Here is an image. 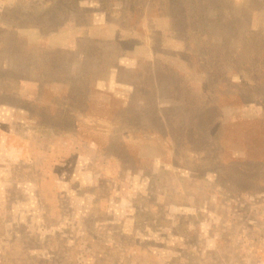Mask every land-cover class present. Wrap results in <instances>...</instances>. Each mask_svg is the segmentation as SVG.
I'll use <instances>...</instances> for the list:
<instances>
[{
    "label": "rangeland",
    "instance_id": "rangeland-1",
    "mask_svg": "<svg viewBox=\"0 0 264 264\" xmlns=\"http://www.w3.org/2000/svg\"><path fill=\"white\" fill-rule=\"evenodd\" d=\"M3 73L0 264H264V0H0Z\"/></svg>",
    "mask_w": 264,
    "mask_h": 264
},
{
    "label": "trees",
    "instance_id": "trees-1",
    "mask_svg": "<svg viewBox=\"0 0 264 264\" xmlns=\"http://www.w3.org/2000/svg\"><path fill=\"white\" fill-rule=\"evenodd\" d=\"M4 75V77H2L0 79V87H8V76L7 74H2ZM6 75V76H5ZM58 95H51V100L49 101V105H44L42 106L43 108H41L40 106L37 107L36 112H34L33 110H30V108L25 107L26 109H29V111H33V113L36 115V117L41 121V122H45L46 120L50 118L55 119V114L58 111L56 109L57 104H56V100L58 99ZM0 99L3 101H6L8 105H13V106H17L19 103L20 104H26V105H30L31 107L34 105H41L42 102L45 103L43 101L44 99V95L42 93V90L37 91L36 93H21V91L18 90H14V89H6L5 90H0ZM64 106V105H63ZM62 106V107H63ZM62 109V108H61ZM79 111L76 113H73L70 109L68 110L71 116H74V122L78 124L77 121H79L77 118H83V115L85 114V112L87 110H83V109H78ZM80 112H83V114H81ZM197 127H200V125L198 124ZM259 138H261L259 136ZM243 154L240 158V161L244 162L243 164H241L243 167H245L246 169L249 168L248 166L245 165V163H249L247 162V160L249 158H252L251 156V150H250V146L248 144H246L245 149H242ZM239 159V158H237ZM255 164V163H253ZM262 166H264V160L262 162ZM241 169V168H240ZM261 169V168H260ZM264 169V168H263ZM262 169V170H263Z\"/></svg>",
    "mask_w": 264,
    "mask_h": 264
}]
</instances>
